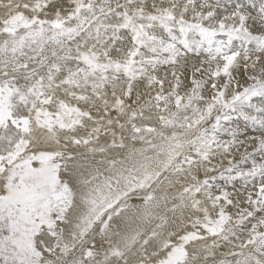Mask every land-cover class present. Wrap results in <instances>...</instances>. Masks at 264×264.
Returning <instances> with one entry per match:
<instances>
[{"label":"snow or ice","instance_id":"6c2138e0","mask_svg":"<svg viewBox=\"0 0 264 264\" xmlns=\"http://www.w3.org/2000/svg\"><path fill=\"white\" fill-rule=\"evenodd\" d=\"M0 264H264V0H0Z\"/></svg>","mask_w":264,"mask_h":264}]
</instances>
